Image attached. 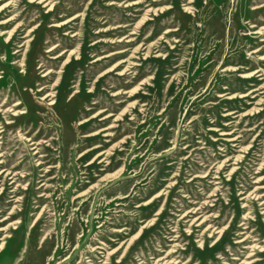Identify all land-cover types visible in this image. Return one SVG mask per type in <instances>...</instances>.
Returning a JSON list of instances; mask_svg holds the SVG:
<instances>
[{
	"label": "rangeland",
	"instance_id": "obj_1",
	"mask_svg": "<svg viewBox=\"0 0 264 264\" xmlns=\"http://www.w3.org/2000/svg\"><path fill=\"white\" fill-rule=\"evenodd\" d=\"M9 120L0 264H264V0H0Z\"/></svg>",
	"mask_w": 264,
	"mask_h": 264
},
{
	"label": "bare ground",
	"instance_id": "obj_2",
	"mask_svg": "<svg viewBox=\"0 0 264 264\" xmlns=\"http://www.w3.org/2000/svg\"><path fill=\"white\" fill-rule=\"evenodd\" d=\"M40 1H44V0H40ZM67 24V22H64V23H60V24H56V25H54V27H56V28H59V29H61V27L62 26H64V25H66ZM3 34H5L4 32L2 33V35ZM247 71V70H246ZM251 75H241V77H244V78H248V77H250ZM255 91V89H251L249 92H254ZM245 96H247L246 94H243L242 95V97H245ZM3 104H4V102H3ZM21 104H25L24 102L22 103V102H19V101H17V102H15L13 105H12V109L10 108V109H8L7 110V112H11V115L12 116H14V117H17V118H25V117H27L28 115H29V108H28V106L25 104V108H23L22 110H19L18 109V107L21 105ZM53 104V102H50L49 103V105H52ZM104 107V106H103ZM235 111H232V112H230L229 114H234L233 115V117H236V115H235ZM226 115H228V114H226ZM109 116H111V115H108V116H105V117H103L102 119H105V118H107V117H109ZM95 116H92V117H90L89 119H91V118H94ZM89 119H87V120H83V121H81V122H79V124H82V123H84V122H86V121H88ZM13 121L12 120H9V121H6L5 122V124H6V126H2V127H0V135L1 134H3L4 133V131L6 130V128H8V127H12L13 126ZM103 125V124H102ZM225 125H227V124H225ZM112 126H109V127H104V128H102V129H100V130H98L97 132H94V133H92V134H88L87 136H95V135H98L100 132H104L103 133V135L102 136H104V137H106V136H108L109 134L108 133H106L105 131H107L109 128H111ZM111 130V129H110ZM19 131H21V130H19ZM13 133V132H12ZM22 134V133H21ZM27 134V133H26ZM220 135H222V136H226V135H230V133H221ZM25 136V135H24ZM115 136V135H114ZM18 137L20 138V140H23L24 141V145H25V150L27 151V152H29V156H30V164H31V166H33V170H32V172L30 173V174H26V175H31V176H33L34 174H35V172H38V173H44V174H38V178H40V177H45L46 175H47V173L49 172V170L48 169H46V168H44V169H42L41 167L43 166V164L44 163H42V160H40V159H42V157L43 156H39L38 157V159H34V156L35 155H37L38 153H40V149H38V146L40 145L39 143H34L33 142V140H34V138H35V136L32 138V139H29V138H23L20 134L18 135ZM1 140H3V138L2 137H0V141ZM227 141H229V142H233V141H236V137H231V138H228L227 139ZM0 144L2 145V142H0ZM1 145H0V148H1ZM232 146H235L234 144H232ZM99 146L97 145V146H94L92 149H96V148H98ZM87 151H89V150H87ZM86 152H84L83 154H85ZM82 154V155H83ZM101 154V153H100ZM100 154H98V155H100ZM12 154L9 156V158L11 159L12 158ZM3 156H2V154H0V195H4V193H5V190H7V185H11V184H14L19 178H25V175H23V173H15V174H13L12 175V173H13V170L14 169H17L19 166H20V164H21V161L19 162V163H17V164H15V165H13L10 169H4V168H2L1 169V166L2 165H4L5 164V161H3V160H1V158H2ZM91 163V162H90ZM90 163H88V164H90ZM97 173V172H96ZM9 175H12V177H9ZM17 177V178H16ZM7 180H10V182L9 183H7L6 184V182H7ZM47 181V180H46ZM36 183H40L39 184V186H37L35 189L36 190H39L40 188H42L43 186H45V184H46V182H43V180H37L36 181ZM23 190H28V188H22ZM17 190L15 189L13 192H16ZM259 193V192H258ZM37 197H48V195H39V196H37ZM72 197V196H71ZM39 201H34V204H37ZM38 206H34V208H37ZM39 215H40V213L38 214V216L36 217V220L39 218ZM10 217H4L2 220H0V221H5V220H7V219H9ZM201 224V223H200ZM125 226V225H124ZM198 226H199V224H198ZM14 228H16V227H13V229ZM0 231H4V229H0ZM131 234V233H130ZM252 235V234H251ZM9 235H4V237H8ZM3 237V238H4ZM243 241V240H242ZM242 241H239L238 243H241ZM259 244V243H258ZM3 242L0 244V251H2L3 250ZM258 249H259V252H263L264 251V248H261L260 246L259 247H257ZM109 253V252H108ZM107 254V253H106ZM251 256H253V254L251 253L248 257H251ZM82 259H80V261L77 263V264H87V260H86V262H85V259L83 258V257H81ZM233 260H235V258H233ZM256 261H258V259H255V260H253L252 262H250V263H255ZM141 263H143V262H141ZM190 263V262H189ZM249 263V264H250ZM57 264H60V262H58ZM105 264V263H104ZM237 264V263H236Z\"/></svg>",
	"mask_w": 264,
	"mask_h": 264
}]
</instances>
